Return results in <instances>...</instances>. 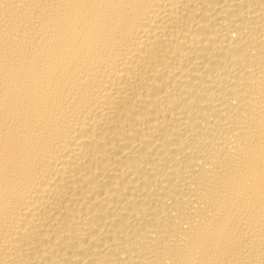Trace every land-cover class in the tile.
Listing matches in <instances>:
<instances>
[{
  "label": "bare ground",
  "instance_id": "6f19581e",
  "mask_svg": "<svg viewBox=\"0 0 264 264\" xmlns=\"http://www.w3.org/2000/svg\"><path fill=\"white\" fill-rule=\"evenodd\" d=\"M0 264H264V0H0Z\"/></svg>",
  "mask_w": 264,
  "mask_h": 264
}]
</instances>
